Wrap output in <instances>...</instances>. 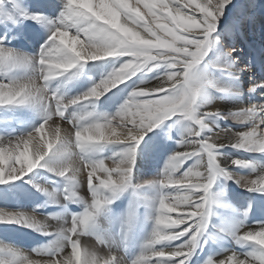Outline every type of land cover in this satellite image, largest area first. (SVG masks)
I'll use <instances>...</instances> for the list:
<instances>
[{
	"label": "snow or ice",
	"instance_id": "snow-or-ice-1",
	"mask_svg": "<svg viewBox=\"0 0 264 264\" xmlns=\"http://www.w3.org/2000/svg\"><path fill=\"white\" fill-rule=\"evenodd\" d=\"M3 3L4 0H0V4ZM11 3L20 16L34 20L41 19V14L28 13L17 0H11ZM135 3L142 4L147 10L146 13H142L138 6H133L132 0H66V10L62 14V19L52 30L49 41L41 46L38 57L16 54L0 45V73L33 66L34 62L38 64L36 76L6 80V83L5 80L0 79V105L41 103L46 112L44 122L31 133L13 142L0 143V164L3 162L5 147H10L15 156L7 173L0 166V183L18 179L41 165L47 157L52 156L49 161L51 170L62 177L66 176L70 181H76L80 173L90 169L87 171V184L93 196L90 207L86 208L82 215L73 216L70 227L59 230L61 238L66 237L71 246L70 255H64L65 250L61 251L62 245L56 242L53 253H38L40 256L48 257L43 262L33 261L21 256L15 250L8 249V258L0 260V264H113L114 257L100 261L95 253L86 249L82 253L79 247L80 232L94 219L96 212L109 202L108 196L104 195L102 190H108L115 195L129 186L136 146L145 133L155 128L161 121L182 114L200 128L206 126V114L198 113L195 105L204 85L212 81L208 80L202 71H198L197 66L210 47L216 43L218 37H213V33L217 31L224 9L231 0H204L202 4L197 3L202 13L199 19L195 13L187 15L182 12V8L186 9L189 5L181 4L179 0H135ZM0 14L13 20L12 13ZM69 22L78 26L75 34L70 35L73 32L68 29ZM180 29L184 30L183 33H180ZM234 51L235 48H229L228 55ZM115 55H129L133 59L123 63L109 77L102 79L83 95L66 103L55 92H49V80L67 73L85 61ZM162 62L172 70L166 73L160 84L152 88H137L116 115L102 123L90 122L74 126L76 129L74 141L71 135L61 136L57 128L55 147L52 143H48L46 149L36 150L34 156L27 160L26 167H15L16 163L24 164L23 158L34 134L40 133L53 116L64 119L69 103L75 105L90 98H99L141 68L156 67ZM218 66L227 67V65ZM165 84L168 85L167 91L164 88ZM260 86H264V83H254L249 90L252 91ZM153 94L156 98H152ZM257 113H264V104L254 103L250 107L231 113L234 118L252 121V126L247 128V131L234 134L235 142H230L232 146L264 152V131H262L264 117L257 116ZM216 114H219V111H216ZM84 118L78 116L77 120ZM69 122L75 124L73 120ZM101 129H107V134ZM117 129L121 130L119 135ZM212 134L201 138L197 128L189 129L191 139L185 140L184 143L193 150L175 153L169 159L163 174L158 180L153 181L163 188L178 185L179 187L172 189L175 192H183L184 195L178 198L171 195L160 197L152 238L147 242L145 252L138 256L133 264H149L145 253L158 258L168 257L158 260L157 264H188L198 245V237L207 223L209 207L215 199L210 192L211 185L217 175H229L219 164L218 154L215 151L225 144L212 142ZM111 141L129 144V147L122 152L119 161L114 162L116 166L113 168H107L104 160L88 161L81 155L91 153L99 145ZM21 144L24 145V150L16 155V150ZM76 157L79 158V167L75 165ZM190 157H198L196 165L193 166L196 171L189 168L183 175H174L179 165ZM231 163L237 166L247 164L239 159H233ZM200 168H203V171H200ZM237 182L242 183L249 190H264V172L256 175L255 179L241 177ZM71 195L76 196L78 193L72 192ZM177 199L182 202L183 207L191 210L186 213V219L190 222L186 223L184 217L171 219L164 211L168 208L166 200ZM180 206L181 204L177 203L170 211ZM3 221L23 222L27 226L43 231L47 229L34 215L0 210V222ZM166 223L182 224L184 227L182 230L160 227ZM185 236L189 239L170 251L157 250L154 247L162 241H174ZM239 239L252 242L256 247L247 253L239 255L233 253L228 259L232 260L236 257L235 264H264V224L259 226L258 232H241ZM239 256L244 258L240 259ZM208 264H225V262L223 260L214 262L210 259Z\"/></svg>",
	"mask_w": 264,
	"mask_h": 264
},
{
	"label": "rangeland",
	"instance_id": "rangeland-1",
	"mask_svg": "<svg viewBox=\"0 0 264 264\" xmlns=\"http://www.w3.org/2000/svg\"><path fill=\"white\" fill-rule=\"evenodd\" d=\"M62 1L65 2L64 8L58 6L63 3ZM62 1L17 0L20 6L28 13L41 14V19L43 17L49 18L51 23L44 24L41 22V19L34 20L20 16L16 7L11 3V0H4V3L0 4V13H12L13 20H9L7 16L0 14V29L2 28L0 30V45L5 49L12 50L16 54L21 53L28 57H38L41 46L49 41L52 30L62 19V15L60 16L58 11L66 9V0ZM179 2L189 5L188 8L183 9L187 15H193L195 13L197 19L202 16V13H200L197 7V3L202 4L204 0H179ZM133 6L138 5L134 2ZM140 11L146 13L145 8H141ZM68 29L73 32L70 35L75 34L78 26L72 25L69 22ZM179 31L183 33L184 30L180 29ZM213 37H218L216 43L210 47L206 56L197 66V70L202 71L207 79L212 81V83H206L204 85L201 93L197 97L195 105L198 113L206 114V126L200 128L198 125H195L194 121L184 118L182 114H176L161 121L155 128L145 133L142 137L143 139L136 146L135 161L129 186L115 195L108 190H102L104 195L108 196L109 202L105 203L96 212L94 219L82 230L95 243L93 246L102 248L106 252L104 256L106 258L101 257L102 260L108 259L110 254V257H114L113 264H133V261L145 252L146 244L152 238L153 230L156 227L155 217L157 215L160 197L162 195H171L178 198L184 195L183 192H175L172 189L179 187L178 185H169L170 188H163L159 184L153 183V181L158 180L163 174L167 164L163 159L164 157L160 155L155 158V161L151 159L146 164L145 162L140 163L138 152L146 141H150L155 136L160 140L162 148H166L170 152L172 151L171 148H175V146L177 149L182 150V152L192 151V147H186L184 143L185 140L191 139L189 135V129L191 128H197L201 138H203L211 135L214 131V133L224 130L230 132L246 131L250 125V121L237 120L231 115V113L237 112L238 110H224L216 114V112L206 111L200 101L207 93L210 96L213 95L216 99L217 97L225 98L226 96H231L235 98L239 96V90L231 88V82L229 80L231 77L229 78V76L233 75V73L234 75L241 74L240 76H243L244 74L245 77H254L256 78V84L264 83V0H231V3L224 9L223 16L219 21V27L213 33ZM260 46L263 49L261 51L257 48ZM229 48H235L236 51L228 55ZM255 51L256 55L262 56V61L257 59L260 61L259 64L254 60ZM130 59L133 58L129 55H115L94 61H85L82 65H78L67 73L49 80V92H55L58 97L68 103L72 99L83 95L102 79L109 77L112 74V69H118ZM218 65H227V67H219ZM244 66L247 67L245 68ZM235 69L238 70L235 72ZM171 70L163 62L156 67L145 66L128 79L102 94L99 98H90L87 101L78 102L75 105L69 103L64 119H61L59 116H53L45 124V128L40 133L34 134V138L28 144L26 156L23 158L24 164L16 163L15 167H26L27 160L34 156L38 148L46 149L48 143H52L53 147H55L57 138L53 131L54 129H52L53 125L57 124L59 126L58 128H62V132H60L61 136L71 135L74 141L76 130L74 126L90 122L102 123L110 119L116 115L115 109H117V105L125 104L131 93L137 88L142 87L139 83L146 81V88H152L154 87L153 85L158 83L157 80L163 79L166 73ZM254 70L258 71L254 72ZM36 75H38V64L34 62L33 66L14 69L9 73H0V79L5 80L4 82L6 83V80L24 79ZM240 78L238 77L237 80H234V84L238 88L243 87L245 90L249 89L251 87L250 81L252 80L249 79L244 82ZM227 80H229V84L226 83ZM164 88L167 91L168 85L165 84ZM152 98H156V95L153 94ZM253 98L257 100L254 101L255 104H264V86L257 87ZM105 112L111 114L105 118L103 116ZM78 116H84L85 118L83 120H77ZM257 116L264 117V113H257ZM45 119L46 112L41 103L0 105V143L13 142L31 133ZM69 120H73L75 124H71ZM101 131H104V129H101ZM231 142H235V139ZM223 144H225L223 147H218L215 151L218 154L219 164L225 168L229 175H217L211 185L210 192L215 199L209 207L208 220L204 230L198 237V245L189 258L192 261L200 259V264H204L213 253L219 251L220 247L216 245L221 239L218 236L219 232L216 225L214 226V223H219L220 218L214 216V211L217 209L218 213L226 214L228 209L223 204V201L225 202L226 198H230L232 201V196L236 193L235 191H239L237 193L241 192V195H244L246 199H252L251 201L254 207L251 208V211L256 208L254 209L255 212L252 211V214L257 219L264 217V190H249L242 183L237 182L239 176L254 173L255 167H258L255 163H259L258 161H260V166H264V152L238 149L232 146L230 142ZM128 147L129 144L127 142H105L99 145L95 151L82 153L81 155L88 161L104 160V165L107 168H113L116 166L114 162L119 161L122 152ZM23 150L24 145L21 144L15 154L18 155ZM73 150L79 151L78 149ZM232 157L240 158L241 161H245L247 164L240 166L226 164L225 162L231 161ZM52 158V156L47 157L41 165L16 180H8L0 183V210L21 213L23 206H26L33 214L44 217H51L55 214L65 212L70 220L73 216L82 215L84 210L90 207L93 199L91 190L87 184V171L90 169L80 173L76 181H70L66 176L62 177L57 172L51 170L49 161ZM14 159L15 156L12 154V149L5 147L3 162L0 166L4 168L6 173L10 170ZM197 159L198 157L185 159L180 166L181 168H177L178 170L175 171L174 175H183L189 168H193V171H196L193 166L196 164ZM75 164L77 167L80 166L78 157L75 158ZM200 171H203V168H200ZM97 175L100 174L97 173ZM72 192H76L78 195L72 196ZM221 198L223 199L221 200ZM165 203L168 205V208L164 209V211L168 213L171 219H180L191 211L183 207L179 199L166 200ZM177 203H180L181 206L175 208L174 211H170ZM242 205L241 207L247 206L246 202ZM104 219L107 224L104 222ZM253 223H255V219ZM160 227L176 230L183 229L182 224L171 225V223L162 224ZM58 229L61 228L58 227ZM58 229L55 231H43L27 226L23 222H0V242L7 243L6 248L3 251L0 250V260L8 258V247H16L19 249L21 247L24 251H30L28 253L30 255L29 257H40L45 258V260L48 257L40 256L38 253H53L57 240H62L66 248L71 249L66 237L61 238ZM107 230L109 231L108 233ZM105 235L111 237V239L113 238L112 241L114 244L112 246L109 245ZM79 240V247L82 252V242L81 239ZM178 240L180 242L178 241L179 244L177 245H181L188 239L181 237ZM209 241L216 242V245L211 243V246L208 247L207 245L210 244ZM168 242L162 241L154 247L157 250L164 249L168 251ZM40 244L44 247H37ZM244 244L245 241L241 242L240 245L242 246L238 247L235 252L238 254L247 253L255 248V245L252 247L244 246ZM36 247L39 249L35 250L34 248ZM110 249L112 250L110 251ZM15 251L19 252V250ZM145 257L150 264H157L158 259L160 260V258L152 256L150 253H145ZM167 258L164 257L161 259Z\"/></svg>",
	"mask_w": 264,
	"mask_h": 264
},
{
	"label": "bare ground",
	"instance_id": "bare-ground-1",
	"mask_svg": "<svg viewBox=\"0 0 264 264\" xmlns=\"http://www.w3.org/2000/svg\"><path fill=\"white\" fill-rule=\"evenodd\" d=\"M57 1H62V0H57ZM63 2V1H62ZM135 0H132V3H134ZM30 5V4H28ZM57 5V4H56ZM59 7H65V2L61 3L60 5H58ZM139 6V9H143L144 6L141 4V5H138ZM146 9V8H145ZM66 9L64 10H59L58 13L60 14V16L65 12ZM147 11V10H146ZM182 12H184L183 8H182ZM253 13V12H251ZM41 22L44 23V24H49V22L51 23V21H49V18H46V17H43L41 19ZM76 26V25H75ZM2 29V28H1ZM0 29V30H1ZM2 37V36H1ZM259 51L263 50L260 47H257ZM7 49V48H6ZM20 55H22L21 53H18ZM255 62L257 64L260 63L261 58L262 56H259V55H256V51H255ZM257 59H260V61H258ZM258 66V65H257ZM101 70H103L101 68ZM111 70V69H110ZM115 69H112L111 70V73H113ZM236 70L238 69H235V72ZM240 70V69H239ZM234 71V69H233ZM258 70H254V72H257ZM253 72V71H251ZM241 74H235L233 73V75L229 76V80L231 82V88L233 89H237L239 90L238 94L239 96L237 97H231V96H226L225 98H218L217 99L212 95L210 96L208 93L203 96L201 98V105L202 107L206 110V111H210V112H216V111H224V110H240L242 108H244L245 106L246 107H250L252 104H254V101H257L256 99H254V94L256 93V90H257V87L250 91L249 89L245 90L243 87H237L235 84H234V80H237L238 77H241L240 79L241 80H249L251 79L252 81H250L251 85L256 83V78H250V76L248 77H245V75L243 74V76H240ZM139 78V77H138ZM137 79V78H136ZM162 80V79H161ZM161 80H157V84H160L161 83ZM229 80H227V84H229ZM233 80V81H232ZM229 82V83H228ZM146 81L144 82H141L139 83L142 87L146 88L147 87V84H145ZM138 84V83H137ZM156 85H153L154 87ZM243 88V89H242ZM207 92V91H206ZM204 94V93H203ZM129 99V98H128ZM258 104V103H257ZM122 105L124 104H120L119 106L117 105V109L116 110V113L121 109ZM111 113L109 112H105L103 114V116L105 118H107ZM113 116V115H112ZM237 120H239L238 118H236ZM240 120H243V119H240ZM211 126V125H210ZM252 126V121H250V125L248 126L251 127ZM59 126L56 124V125H53L52 126V129H54L53 131L56 132V129L58 128ZM189 128V127H188ZM60 132H62V128L60 129ZM246 130V129H245ZM248 130V129H247ZM246 130V131H247ZM104 131L106 132L107 134V129H104ZM119 131H121L120 129H117V134L119 135L120 133H118ZM237 133V132H230V131H217L216 133H213V141L212 142H216V143H228V142H231L232 140H234V134ZM143 139V138H142ZM166 141V140H165ZM147 142V143H146ZM144 143L143 146H141L139 152H138V156H139V160H140V163H144L145 164L147 162H150L151 159H154L155 161V158L160 155V156H163L166 164H168L169 162V159L177 152H182V150H179V148L177 149V147L175 146V148H171V152L168 151L166 148H162V145L160 143V140L157 139L155 136L152 137L150 139V141H146ZM169 146V145H168ZM171 147V146H169ZM168 148V147H167ZM233 159H239L241 160L240 158H237V157H232V160ZM231 160V161H232ZM231 161L229 162H225L226 164H232ZM260 163V161H258ZM259 163H255V165L258 167H255V172L254 173H251V174H247V175H241V176H237L238 179L241 178V177H244L245 179H255L256 178V175H258L259 173L261 172H264V166H260ZM261 163H263L261 161ZM76 165V164H75ZM182 165V163L179 165V167ZM196 165V164H195ZM262 165V164H261ZM264 165V163H263ZM155 167V166H154ZM178 167V168H179ZM181 168V167H180ZM178 170V169H176ZM195 170V169H194ZM200 170V169H199ZM141 174V173H140ZM240 175V174H239ZM75 184V183H74ZM242 186V185H241ZM220 188V187H219ZM220 190V189H219ZM236 193L239 192V191H235ZM233 194L232 196V201L230 200V198H226V201L224 202L223 201V204L226 205L225 207L228 209V212H226V214H220L218 213L217 209H215L214 211V216H217L220 218V221L219 223L215 222L214 223V226L216 225L217 227V230L219 232L218 236L219 238L221 239L220 242L217 243L216 245V242H210L209 245H207L208 247L211 246V243L216 245V246H219V251L216 252V253H213V255L204 263V264H208L209 260H213L214 262H218L220 260H223L225 262V264H235V261H236V257H233L232 260H229L228 257L229 256H232L233 253H236L235 250L242 246L240 245L241 242H243L242 240L239 239V235L241 232L243 231H253V232H258L259 231V226L264 224V217H260L257 219V217L252 214V211H254V208L252 211H251V208L254 207V205L252 204V199H249V198H244L245 196L244 195H241L242 193H237V194ZM241 196V198H240ZM154 197V196H153ZM152 197V199H153ZM223 198H221L222 200ZM244 202H246L247 206L246 207H241L243 206L242 204H244ZM63 204V203H62ZM61 204V205H62ZM59 205V204H58ZM150 207V206H149ZM153 207V206H152ZM222 209V208H221ZM21 213L23 214H27V215H34L37 220L41 221L45 226H46V231H55L59 228H68L71 226V220L68 218V216H66L65 212H61L59 214H55L51 217H44V216H39V215H36V214H33L32 212H30V210H28V208L26 206H23V208L21 209ZM63 211V210H62ZM65 211V210H64ZM177 211V210H176ZM221 211V210H220ZM69 213V212H68ZM181 213H182V210H181ZM107 215V214H106ZM223 215V216H222ZM105 216V215H104ZM186 219V216L184 217ZM103 219V218H102ZM255 219V223H253ZM257 219V220H256ZM107 220V219H106ZM246 221V223H245ZM102 222V221H101ZM104 222H105V219H104ZM109 222V221H108ZM190 221H188L186 219V223H188ZM106 223V222H105ZM104 223V224H105ZM248 223V224H247ZM102 224V223H101ZM103 224V225H104ZM107 224V223H106ZM105 224V225H106ZM111 225V224H109ZM172 225V224H171ZM166 226V225H165ZM184 227V225H182ZM106 227V226H105ZM110 227V226H109ZM60 230V229H58ZM110 230V229H109ZM109 231L107 230V233ZM213 233V232H212ZM221 233V234H220ZM105 234V233H104ZM110 234V233H109ZM108 235V234H107ZM107 235H105L106 237V240H108L109 242V245L112 246L114 243L111 239V237H108ZM103 237V236H102ZM187 239H189L188 236H185ZM104 238V239H105ZM79 239H81V244H82V253L83 251L86 249V250H89L93 253L96 254V258L98 260H102L101 257H104L105 256V251L102 249V248H98L97 246H93V244H95L94 242L91 241V239L85 235L82 231L80 232L79 234ZM100 239V238H99ZM93 240V239H92ZM117 240V239H116ZM42 241V240H40ZM179 240H175V241H169L168 243V246H169V250L170 251L171 249H174L176 246H179L177 244H179L178 242ZM57 242H59L62 247H61V251L65 250V253L64 255H70L71 254V249H68L66 248V245L64 244V242L62 240H57ZM43 243V242H42ZM105 243V242H104ZM117 243V242H116ZM220 243V244H219ZM7 244V243H6ZM6 244H4V242H0V250L3 251V249L6 248ZM45 244V243H44ZM10 245V244H9ZM116 245V244H115ZM255 244L252 243V242H245L244 246H254ZM37 246V245H36ZM37 247L39 248H42L44 247L43 245L40 244V246L38 245ZM34 248L35 250L36 249H39V248ZM100 247V246H99ZM104 247V246H103ZM256 247V246H255ZM9 249H12L14 248V250H19L18 253L21 254V256L23 257H27L33 261H41L43 262L45 260V258H40V257H29L30 255H28V253L30 252H27V251H24L19 248H16V247H8ZM108 248V247H107ZM117 248V247H115ZM214 248V247H213ZM113 249V248H112ZM110 249V251L112 250ZM215 249V248H214ZM249 249V248H248ZM117 250V249H116ZM207 250V248H206ZM242 250V249H241ZM119 251V250H118ZM239 252V251H238ZM211 253V252H210ZM115 254V253H114ZM239 254H243V253H239ZM237 253V255H239ZM108 255V254H107ZM120 255V254H119ZM210 255V254H209ZM109 257H110V254H109ZM106 257H104L105 259ZM240 259H243L244 257L243 256H239ZM103 259V260H104ZM161 259V258H160ZM47 260V259H46ZM159 260V259H158ZM191 260V259H190ZM188 260V264H200L201 261L200 259L199 260ZM150 264V263H149Z\"/></svg>",
	"mask_w": 264,
	"mask_h": 264
}]
</instances>
